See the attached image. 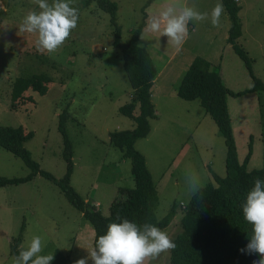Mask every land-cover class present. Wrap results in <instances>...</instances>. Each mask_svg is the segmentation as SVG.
<instances>
[{
    "label": "rangeland",
    "instance_id": "rangeland-1",
    "mask_svg": "<svg viewBox=\"0 0 264 264\" xmlns=\"http://www.w3.org/2000/svg\"><path fill=\"white\" fill-rule=\"evenodd\" d=\"M111 1L118 5L117 22L123 43L170 2ZM171 2L195 5L199 11L209 13L204 22H189V35L181 46L167 42L168 38L161 33H145L144 48L156 53V68L162 70L168 64L156 81L153 97L156 116L150 119L151 132L147 138L138 140L135 147L145 156L158 191L157 219H163L176 206V216L164 230L174 240L182 232L183 211L193 197L188 189V173L193 170L198 173L202 187L210 183L217 186L215 176L226 175L227 146L200 100L185 101L173 90H177L196 58L219 68L224 84L231 91L252 89L254 79L228 42L232 27L228 13L225 11L221 16L219 26L210 22L217 0ZM238 3L243 34L237 44L247 52L254 75L264 83V0H238ZM71 6L79 10L77 27L50 54L37 50V34L19 31L30 11H40L36 0H0V127L22 126L33 132V138L25 144L31 158L41 171L62 180L67 162L59 125L60 117L67 114L66 132L74 161L71 187L108 216L120 189L135 187L131 160L110 144L111 132L136 126L133 119L119 111L133 102L134 90L122 52L114 46L111 16L95 3L84 9L80 0H71ZM40 73L52 79L48 93L42 96L28 91L22 98L25 104L12 110L14 83ZM228 107L239 159L243 162L253 147L248 168H264V91L229 96ZM138 114L139 109L135 111ZM31 172L23 160L0 147V176L22 179ZM20 234L24 250L38 235L45 245L41 255H54L58 251L70 254L68 264L88 257L94 248L93 225L72 206L58 185L41 174L30 181L0 187V264H14L10 243ZM170 254L171 250L161 253L147 264H171ZM88 264H92L90 259Z\"/></svg>",
    "mask_w": 264,
    "mask_h": 264
},
{
    "label": "trees",
    "instance_id": "trees-1",
    "mask_svg": "<svg viewBox=\"0 0 264 264\" xmlns=\"http://www.w3.org/2000/svg\"><path fill=\"white\" fill-rule=\"evenodd\" d=\"M82 7L88 8L93 3L100 10L111 16L114 27V46L122 52L126 73L134 90L131 103L120 108V113L135 122L132 130L110 133V144L120 150L124 158L131 160L135 187L120 189V195L113 200L108 216L97 209V206L87 202L71 187V177L74 169L73 150L66 132L68 115L60 117L59 131L64 141V159L67 162V172L62 180H56L50 173L41 171L38 164L31 158L25 144L33 138V132L20 127H0V147L32 169L26 178H7L0 176V187L17 185L32 180L38 174L45 176L58 185L72 206L94 227V247L99 236L106 234L108 225L120 223L127 219L137 225L151 223L162 230L167 229L175 218L177 210L174 206L161 220L156 217L159 196L152 174L147 166L145 156L135 145L140 139L147 138L151 132L150 119L156 116L152 102V88L158 75L152 57L144 47H138L140 34L145 24L142 23L133 33L131 39L123 43L121 27L117 22L118 5L111 0H80ZM151 1V0H150ZM232 27L228 42L250 69L254 86L250 90L231 91L226 87L220 69L202 58H196L189 66L176 93L185 101L200 100L202 107L216 122L227 146L226 175L215 176L217 186L208 184L202 187L201 193L193 195L185 206L181 220L182 232L173 240L176 248L171 250V264H252L257 255H244L240 249L248 243L252 235V226L243 217L242 205L247 193L253 187L255 178H264V168L249 170L248 165L253 156L254 148L248 152L245 160H239L231 116L228 107V97H240L249 93L264 91V83L254 75L247 52L237 43L242 37L243 28L240 20L241 6L238 0H223ZM52 79L46 73L33 74L19 78L13 85L11 94L12 110L24 105L22 98L28 91L46 95ZM31 101V100H28ZM27 103V102H26ZM139 109V114L135 111ZM253 141V139H252ZM203 197V202L200 201ZM119 217V219H117ZM23 242V235L11 240V254L17 256ZM70 254L55 252L51 264H68ZM31 264V262H29Z\"/></svg>",
    "mask_w": 264,
    "mask_h": 264
},
{
    "label": "clouds",
    "instance_id": "clouds-1",
    "mask_svg": "<svg viewBox=\"0 0 264 264\" xmlns=\"http://www.w3.org/2000/svg\"><path fill=\"white\" fill-rule=\"evenodd\" d=\"M40 9L30 11L23 19L19 31L37 34L36 48L41 52H56L77 27L79 10L71 6V0H36ZM225 13L223 0H217L210 14V22L219 26ZM209 19V13L199 11L195 5L170 2L146 21L140 34L138 47H144L145 33H161L167 42L181 46L189 35L188 24H199ZM189 191L195 196L201 193L202 185L194 170L187 175ZM201 203L203 197L200 196ZM244 220L252 226L248 243L239 251L244 255H257L252 264H264V178H255L242 205ZM119 219V217H117ZM42 237L34 236L29 247L13 257L14 264H51L53 254L41 255L44 249ZM176 244L166 231L151 223L137 225L127 219L108 225L106 234L99 236L88 257L75 264H147L161 253L174 250Z\"/></svg>",
    "mask_w": 264,
    "mask_h": 264
},
{
    "label": "crops",
    "instance_id": "crops-1",
    "mask_svg": "<svg viewBox=\"0 0 264 264\" xmlns=\"http://www.w3.org/2000/svg\"><path fill=\"white\" fill-rule=\"evenodd\" d=\"M148 52L150 53V55H151V57H152V60H153V62H154V59L157 57V55H156V53H154L152 50H148ZM152 52H153V54H152ZM167 64H168V62H166L165 63V65L166 66H164V68H162V70H158L157 68V71H158V75H157V77H156V79H155V81H154V86H153V88H152V102L154 101L153 100V97H154V90H156L155 89V86H156V81L158 80V78L160 77V75H161V73H162V71L167 67ZM156 67V66H155ZM179 77V76H178ZM182 79H183V77H182ZM174 92H176V90H173ZM176 94V93H175ZM252 94V93H251ZM173 98V97H172ZM153 104H154V102H153ZM254 155V154H253ZM253 157V156H252ZM252 159V158H251ZM240 160V159H239ZM241 161V160H240ZM251 161V160H250ZM250 163V162H249ZM249 169V168H248ZM250 170V169H249Z\"/></svg>",
    "mask_w": 264,
    "mask_h": 264
}]
</instances>
